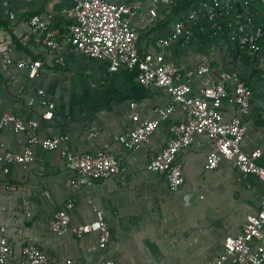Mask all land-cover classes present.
I'll list each match as a JSON object with an SVG mask.
<instances>
[{"label":"crops","instance_id":"1","mask_svg":"<svg viewBox=\"0 0 264 264\" xmlns=\"http://www.w3.org/2000/svg\"><path fill=\"white\" fill-rule=\"evenodd\" d=\"M106 1L136 7L129 22L137 35L138 53H163L183 76L182 82L187 69L209 67L207 74L189 80L192 95L213 85L220 71L239 76L251 91L248 113L241 115L230 101L233 80L226 84L230 98L223 100L219 112L225 121L241 119L246 127L243 151L260 150L255 162L264 167V1L207 0L219 6L207 10L208 15L196 13L193 21L184 19L189 12L169 16L179 0ZM73 3L0 0V113L15 115L24 123L36 122L41 140L67 136L60 150L107 151L118 161L119 173L89 187H70L67 181L74 174L66 168L60 150L35 146L34 160L26 165L0 160V182L17 187L0 190V228L14 257L19 258L25 245H33L50 264H102L104 258L116 264H211L222 254L225 240L237 236L248 217L260 211L264 180L241 173L227 160L205 170L211 149L204 136H195L177 155L184 180L179 189L171 190L164 175L150 172V157L166 145L170 126L183 122L184 112L176 105L148 142L137 151L128 150L119 138L136 126L132 115L158 119V110L167 108L171 97L164 89L140 85L134 71L113 68L72 48L66 37L67 12ZM210 11L215 15L210 17ZM34 15L61 37L55 55L36 42L29 26ZM177 23L183 24L179 38L162 48L160 41L171 36ZM257 30L262 33L256 51L238 47L237 38L255 35ZM8 50L15 60L40 61L37 75L3 69L2 56ZM57 58L64 64H58ZM48 103L54 105L50 120L43 118ZM26 145L25 132L0 126V158L22 153ZM69 201L73 202L70 226L93 221V207L102 212L111 233L105 249H99L94 232L81 238L71 232L62 236L51 232L49 221ZM224 264L239 263L229 257Z\"/></svg>","mask_w":264,"mask_h":264},{"label":"built area","instance_id":"2","mask_svg":"<svg viewBox=\"0 0 264 264\" xmlns=\"http://www.w3.org/2000/svg\"><path fill=\"white\" fill-rule=\"evenodd\" d=\"M253 0H245L249 3ZM264 1V0H262ZM72 7L67 12L70 20L67 42L83 55L97 61L107 62L113 68H126L136 71V80L140 85L164 89L171 97L170 105L158 110V119H140L138 114L132 115L136 126L126 136L120 137V142L131 151L139 150L157 130L159 123L166 120L180 105L185 119L181 123L170 126V138L162 150L150 157L147 169L155 174L164 175L171 190L179 189L184 180L182 166L177 162L178 153L193 142L195 136H204L210 143L211 151L206 157L205 170H214L223 160L231 161L244 174H254L264 180V167L256 164L262 153L254 150L243 151L242 143L246 127L239 117L229 121L223 119L219 108L224 99H229L226 84L235 82L233 97L241 115H246L250 106L251 91L249 87L234 72L220 71L217 81L208 86L198 95H192L189 80L205 75L209 67L201 65L187 69L183 76L163 53L139 54L135 47L136 32L131 27L129 19L136 13V7L128 4H114L106 0H73ZM204 8H217L218 2H206ZM211 8V9H212ZM210 17L213 11H210ZM189 19H195V12H190ZM29 26L35 35L36 42L55 55L61 45V37L49 30L41 17L34 15L29 19ZM183 24L177 23L170 37L160 41V46L166 48L179 38ZM257 30L255 35L237 38L238 47L250 51L258 49L257 41L261 35ZM3 69L27 70L35 76L41 67V62L15 60L10 50L3 53ZM55 61L63 65L62 58ZM43 95L42 92H40ZM43 118L53 117L54 105L47 104ZM132 109L135 104H131ZM8 125L15 132L27 134V145L22 153H7L0 160L7 163L26 165L34 160L35 146L44 151H56L68 140L67 136H55L39 139L36 133V122L24 123L15 115L0 113V126ZM60 157L66 168L74 174L67 184L70 187H89L97 180L107 179L118 175L119 164L116 158L104 150L95 153H73L60 150ZM6 172V169L4 170ZM16 186L4 185L0 182V190L15 191ZM73 202H67L49 221V228L57 236L71 232L81 238L88 233H97L99 249L106 248L110 240V230L103 214L93 207L95 218L88 224L70 226L69 211ZM234 257L239 264H264V196L261 199L260 211L248 217L241 232L227 238L223 245L222 254L211 264H224L227 258ZM102 264H116L112 259L104 258ZM0 264H50L48 257L39 248L25 245L19 258L14 257L8 244L4 229L0 228Z\"/></svg>","mask_w":264,"mask_h":264},{"label":"trees","instance_id":"3","mask_svg":"<svg viewBox=\"0 0 264 264\" xmlns=\"http://www.w3.org/2000/svg\"><path fill=\"white\" fill-rule=\"evenodd\" d=\"M207 0H179L178 2H176L175 4L172 5L171 10H170V14L169 16H176L180 13H190V12H195V17L199 12H203L206 15H208L209 8H204L202 5L203 3H206ZM189 13L186 15V17L184 19L188 18ZM197 13V14H196ZM213 14L215 15L214 11ZM193 21V20H190ZM135 73V77H136V71H134Z\"/></svg>","mask_w":264,"mask_h":264}]
</instances>
